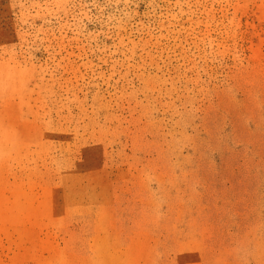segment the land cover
Here are the masks:
<instances>
[{
	"label": "rangeland",
	"instance_id": "1",
	"mask_svg": "<svg viewBox=\"0 0 264 264\" xmlns=\"http://www.w3.org/2000/svg\"><path fill=\"white\" fill-rule=\"evenodd\" d=\"M0 264H264V0H0Z\"/></svg>",
	"mask_w": 264,
	"mask_h": 264
}]
</instances>
